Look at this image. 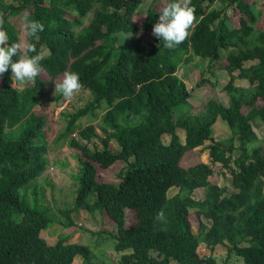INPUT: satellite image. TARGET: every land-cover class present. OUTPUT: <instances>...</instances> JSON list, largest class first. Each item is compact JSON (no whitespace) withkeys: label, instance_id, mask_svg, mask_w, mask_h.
Here are the masks:
<instances>
[{"label":"trees","instance_id":"trees-1","mask_svg":"<svg viewBox=\"0 0 264 264\" xmlns=\"http://www.w3.org/2000/svg\"><path fill=\"white\" fill-rule=\"evenodd\" d=\"M145 1L0 0L10 42L21 40L13 15L25 12L24 21L45 25L38 39L26 33L28 43L44 54L35 81L20 88L11 70L0 77V264H74L77 257L95 264L91 245L72 241L81 230L73 213L82 209L114 222L113 248L123 254L113 264H229L213 257L219 244L245 264H264V138L256 130L264 125V102L259 104L264 101L263 9L249 0H191L196 19L188 38L167 49L154 37L146 48L143 32H152L172 0H154L138 19ZM227 7L239 11V26L230 25ZM121 34L133 37L124 43ZM249 61L255 63L245 66ZM180 68H186L183 75ZM196 69L198 87L217 85L206 72L230 74L223 87L229 105L210 98L200 111H191L184 77ZM67 71L79 73L81 89L92 98L76 111L62 112L67 125L60 140L77 150L82 174L74 205L61 209L47 203L41 184L52 167L53 137L49 114L37 106ZM236 78L250 85L238 86ZM64 99L58 92L57 102ZM99 109L104 113L98 120ZM86 117L91 121L82 125ZM219 117L231 136L216 140L213 126ZM178 129L186 132L184 142ZM207 141L211 161L184 166L186 153ZM118 161L127 162L117 173L119 183L101 177L100 171ZM217 163L230 171L232 190L212 181ZM172 188L177 192L170 196ZM199 188L206 193L198 199ZM192 210L199 219L197 232ZM56 223L70 232L49 244L42 231ZM202 244L207 254L200 252Z\"/></svg>","mask_w":264,"mask_h":264},{"label":"rangeland","instance_id":"rangeland-1","mask_svg":"<svg viewBox=\"0 0 264 264\" xmlns=\"http://www.w3.org/2000/svg\"><path fill=\"white\" fill-rule=\"evenodd\" d=\"M154 0H146L137 10V18L141 19L142 14L146 12L148 6ZM165 2V0H161ZM250 2H255L258 9H263L264 12V0H249ZM216 7H222L219 2L215 3ZM227 14L231 19L230 25L239 26V11L234 10L233 7H227ZM23 15L25 12L17 15H13L10 20L13 22L17 28L20 30V37L21 40L25 43H28L27 34L24 31V19ZM152 33V32H151ZM150 32L144 31L143 32V42L146 48H150L151 45L155 42L154 36ZM133 37L132 34L120 35V41L124 43H129L131 38ZM221 53L225 56L227 55V51L221 49ZM255 61H249L245 63V66H250ZM186 69V68H185ZM184 68H180L179 74L183 75ZM216 75H212L211 71L206 72L205 77H210L214 82L217 83L216 86L212 84H205L202 87H198L196 84L201 79V73L198 69H196L193 73L185 76V82L191 91V98L189 102L192 106L191 111L196 113L200 111L205 103L210 98H217L223 101L224 104H230V95L224 90V86L230 80V74L222 69L217 70ZM239 71H236L235 74H238ZM237 78L235 83L243 84L246 79L239 80ZM63 80V76L60 78V82ZM30 81L19 82L17 84L20 88L25 87L28 85ZM55 90L49 93L46 98H44L41 103L37 106V110L45 112L49 114V120L51 121L50 124V131L52 132V140L50 143V151L49 157L52 162V167L48 170L49 177H43L44 181L42 180L41 184L44 185L45 193H46V201L49 205L56 206L57 208H67L74 205V196H75V188L78 184V178L82 174V166L79 164L78 160V153L76 149H73L68 146L67 142H63L60 140V135L62 132L65 131L67 125V119L62 115V112H73L79 109L80 107L84 106L91 98L92 94L87 89H80L71 99H64L57 102L56 97L58 92L55 94ZM263 99L260 98L259 104L263 103ZM59 107H63L59 113L57 110ZM245 112L248 111L247 107H244ZM104 113V109L98 110V120ZM97 120V121H98ZM82 125H87L91 119L86 117L80 120ZM96 121V122H97ZM258 135L260 138H264V125L261 127L256 128ZM178 134L180 135L181 139L184 138L186 135L185 130L178 129ZM231 135V128L227 124V122L222 118L219 117L215 125L213 126V136L216 140H221L228 138ZM169 136H164V140L168 139ZM96 143V142H94ZM210 141H207L205 146L201 147L199 150L186 153L182 160V164L184 166H189L196 162L204 161L210 162V156L207 151V147ZM102 147L101 144H99ZM116 148L115 146H113ZM127 166V162L125 161H118L116 162L110 169L107 171H100L102 176L106 181L119 183L120 179L117 177V173L122 168ZM215 175L212 178V181L221 183V185H226L231 187V173L229 170L222 167L220 163L214 164ZM105 176V177H104ZM50 181V183H46ZM177 189L172 188L169 191V195H174ZM42 193L41 191H38ZM194 196L196 198H203L205 196L204 189H197L194 192ZM29 200L33 201L34 196L32 192H30ZM55 208V209H57ZM192 215L194 218L193 227L194 231H198V223L199 219L196 215V212L192 210ZM59 216L61 217L60 213ZM73 216H76V221L81 222L79 226L81 230L77 231L73 236L74 241H81L84 244L91 245L94 251V263L95 264H113L114 261H119L123 252H117L114 246V238L110 235L113 229H115L114 222L106 215H100L98 212L96 213H89L84 209L79 210L78 212L73 213ZM127 221L131 224V217L127 216ZM51 233L48 234V243H55L58 240V235H62L63 233H69L70 229L65 230L60 223H56L54 226H50ZM65 230V231H64ZM63 231V232H62ZM95 231H98L97 234H93ZM77 234V235H76ZM111 236L110 240H107V237ZM205 244L201 245L200 252L202 253L204 250ZM208 249V248H207ZM213 252V257L218 263H223L228 260L229 264H245V260L242 256L236 255L235 253H231L228 256V249L227 246L219 244ZM211 252V251H210ZM74 264H83L82 257H77L74 261ZM171 264H179L177 262H172Z\"/></svg>","mask_w":264,"mask_h":264},{"label":"clouds","instance_id":"clouds-1","mask_svg":"<svg viewBox=\"0 0 264 264\" xmlns=\"http://www.w3.org/2000/svg\"><path fill=\"white\" fill-rule=\"evenodd\" d=\"M195 19V7L191 5V0H172L160 11L158 20L152 26L151 34L160 40L165 48L173 49L188 38L189 30ZM4 24V16L0 14V77L11 70L12 80L34 82L42 72L43 52L37 51L33 43L10 42ZM44 29L45 25L39 20L26 19L24 21V31L30 38L38 39L39 33ZM142 32L141 28V34ZM247 81L249 82L248 79ZM82 86L79 73L67 71L63 75L62 82L55 84V93L59 92L65 99H71ZM158 215L162 217L163 213Z\"/></svg>","mask_w":264,"mask_h":264},{"label":"crops","instance_id":"crops-1","mask_svg":"<svg viewBox=\"0 0 264 264\" xmlns=\"http://www.w3.org/2000/svg\"><path fill=\"white\" fill-rule=\"evenodd\" d=\"M239 80H243L242 78H240ZM237 85H239V86H244V87H248L249 85H250V83L247 81V79H246V81L243 83V84H240V83H237ZM223 102V101H222ZM215 125V124H214ZM231 136V135H230ZM183 142L185 141V136H184V138H182L181 139ZM205 146V145H204ZM203 146V147H204ZM202 147V146H201ZM201 147H198V148H196V150L195 151H197V150H199ZM207 151H208V149H207ZM208 154H209V152H208ZM230 189H231V187H229ZM232 190V189H231ZM177 192V191H176ZM204 192L206 193V190L204 189ZM65 229V228H64ZM51 230H53V229H50V228H48V229H45V230H43L42 231V236L47 240V242H48V234H50L51 233ZM65 230H67V229H65ZM64 230V231H65ZM63 232V231H62ZM77 235V234H76ZM59 236L60 235H58V238H59ZM72 241H74L73 240V238H72ZM51 244H54V243H51ZM216 250V249H215ZM214 250V251H215Z\"/></svg>","mask_w":264,"mask_h":264},{"label":"built area","instance_id":"built-area-1","mask_svg":"<svg viewBox=\"0 0 264 264\" xmlns=\"http://www.w3.org/2000/svg\"><path fill=\"white\" fill-rule=\"evenodd\" d=\"M62 108H63V107L58 108L57 113H59V112L62 110ZM200 249H201V246H200ZM202 253H204V254H205V253H206V254L208 253V252H207V248H206L205 246H204V250H203Z\"/></svg>","mask_w":264,"mask_h":264}]
</instances>
